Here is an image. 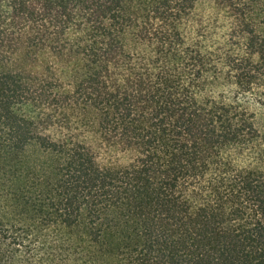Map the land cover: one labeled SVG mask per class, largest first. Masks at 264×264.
<instances>
[{
  "label": "trees",
  "instance_id": "1",
  "mask_svg": "<svg viewBox=\"0 0 264 264\" xmlns=\"http://www.w3.org/2000/svg\"><path fill=\"white\" fill-rule=\"evenodd\" d=\"M0 264H264V0H0Z\"/></svg>",
  "mask_w": 264,
  "mask_h": 264
},
{
  "label": "rangeland",
  "instance_id": "2",
  "mask_svg": "<svg viewBox=\"0 0 264 264\" xmlns=\"http://www.w3.org/2000/svg\"><path fill=\"white\" fill-rule=\"evenodd\" d=\"M8 162L9 164L13 163V161ZM15 162L26 166L29 169L30 177L15 180L14 184L23 186L27 192L32 191V193H36L42 188L46 189V185H50L49 174H54L61 168L58 156L40 146L27 147L17 154Z\"/></svg>",
  "mask_w": 264,
  "mask_h": 264
}]
</instances>
